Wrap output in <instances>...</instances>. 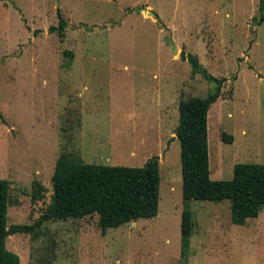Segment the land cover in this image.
Listing matches in <instances>:
<instances>
[{"label":"rangeland","instance_id":"obj_1","mask_svg":"<svg viewBox=\"0 0 264 264\" xmlns=\"http://www.w3.org/2000/svg\"><path fill=\"white\" fill-rule=\"evenodd\" d=\"M260 1L0 0V177L10 182L8 225L33 224L47 211L62 155L138 167L160 156L161 173L153 218L106 234L97 214L47 220L33 233L10 235L7 248L24 264H264V209L235 225L229 199L190 201L193 233L182 258L176 136L181 100L215 89L192 68L186 57L193 53L227 78L209 112L212 178L232 179L236 163H264ZM137 6L155 15L136 13ZM58 8L64 37L50 32ZM169 34L178 53L164 40ZM224 131L232 141L222 139ZM35 180L46 188L41 200L32 197Z\"/></svg>","mask_w":264,"mask_h":264},{"label":"trees","instance_id":"obj_2","mask_svg":"<svg viewBox=\"0 0 264 264\" xmlns=\"http://www.w3.org/2000/svg\"><path fill=\"white\" fill-rule=\"evenodd\" d=\"M58 16L59 24L51 26L50 32L64 37L67 21L61 8H58ZM257 22H264V0L260 1ZM68 53L72 55V52ZM186 58L194 71L215 83V89L204 97H190L179 104L176 132L182 149L185 207L181 220V254L184 259L190 254L194 225L190 201L231 200V221L235 225L246 224L264 209V163H236L232 179L212 178L209 112L212 104L221 97L227 78L212 74L193 53ZM222 139L232 141L233 137L224 131ZM52 183V203L37 222L8 225V209L12 204L10 182L0 177V264H24L19 254L7 248L8 237L15 233H33L47 220L80 219L97 214L100 229L106 234L109 228L158 214L161 173L156 157L146 166L138 167L88 163L62 155L56 161ZM45 191L41 182H33V200L43 199Z\"/></svg>","mask_w":264,"mask_h":264},{"label":"water","instance_id":"obj_3","mask_svg":"<svg viewBox=\"0 0 264 264\" xmlns=\"http://www.w3.org/2000/svg\"><path fill=\"white\" fill-rule=\"evenodd\" d=\"M129 11H132L130 9H128ZM133 11H135L136 13H147L148 15L150 16H154L155 13L152 11V10H149L148 7H142V6H137L135 9H133ZM165 41L169 42L171 47H172V50L175 52V53H178V48L176 46V43L175 41L173 40L172 38V34H169L167 37H165L164 39ZM264 81V80H263ZM177 136V135H176ZM178 137V136H177ZM157 159H160V156H155Z\"/></svg>","mask_w":264,"mask_h":264}]
</instances>
